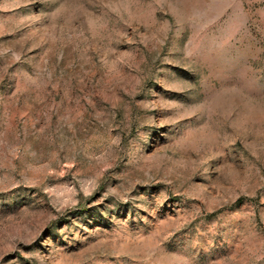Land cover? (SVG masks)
Returning a JSON list of instances; mask_svg holds the SVG:
<instances>
[{
    "label": "rangeland",
    "instance_id": "obj_1",
    "mask_svg": "<svg viewBox=\"0 0 264 264\" xmlns=\"http://www.w3.org/2000/svg\"><path fill=\"white\" fill-rule=\"evenodd\" d=\"M0 264H264V0H0Z\"/></svg>",
    "mask_w": 264,
    "mask_h": 264
}]
</instances>
